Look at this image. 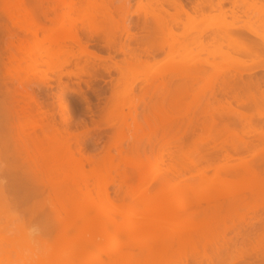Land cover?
<instances>
[{"label": "bare ground", "instance_id": "bare-ground-1", "mask_svg": "<svg viewBox=\"0 0 264 264\" xmlns=\"http://www.w3.org/2000/svg\"><path fill=\"white\" fill-rule=\"evenodd\" d=\"M142 1L146 2L150 11L146 6H141L144 16L142 28L145 33L141 32L152 38L160 31L167 41L176 22L190 21L195 15L203 16L205 10L217 12L223 17L226 14L225 3L230 0H194L188 7L181 0H139V4H142ZM54 3L55 17L48 27L38 22L35 0H10L8 4H4L5 7L0 8L6 21L24 36L15 43H8L7 50L10 52L7 51L5 73L18 84L14 88V98L17 97L15 100L21 103V108L18 109L20 111L17 110L19 113L16 111L14 114L17 121L15 136L27 150L30 147L26 141L29 134L27 132L42 128L46 119L44 114L33 111L32 96L24 87L28 75L35 73L45 79L47 71L60 72L68 59L75 56L70 51L72 47H77L80 56L89 53L87 45L82 41L86 32L90 36L97 33L109 36L118 29L119 33L128 36L130 29L126 16L121 25L112 24L114 11L116 14L122 9L125 13L127 7L114 9L112 6V12L110 5L105 4L103 0H55ZM4 5L0 3V6ZM169 11H172V14ZM229 11L233 16L236 15L234 3ZM242 14L248 17L251 11L246 8ZM97 18L102 19L104 25L97 21ZM78 25L84 30L81 31L82 35L77 30ZM205 35L204 31H200L192 39L200 51L207 49L205 41L208 40L213 47L224 46L229 52L248 58L254 63V67L249 70H234L230 76L223 77L225 72L222 69L212 76H206L204 68L174 65L156 72L162 65L156 66L145 75L146 90H150V94L146 96L153 95L161 88L163 100L139 122L136 114L137 102L132 97V88L124 84L122 92L118 93L121 98L118 94L116 96L122 100L120 106L127 107L128 112L125 114L117 111L118 121L122 123L123 128L128 129L126 119L131 118L134 132L139 131L141 135H146L142 132L144 127L147 131V127L153 125L149 134L154 135L156 141V132L159 131L160 138H164L165 142L175 139L177 143L181 141V145H209V142L216 145L220 141L223 145L229 144L232 149L229 151L233 153L223 150L225 153L222 157L220 155L223 163L219 165H214V157L206 159L208 167L212 170L209 176L210 169L201 168L203 155L183 152L177 157L178 160L175 158L177 161L174 164L171 161L167 174L158 180L159 189L155 195L148 196L146 192L137 194L136 190L123 193L115 199L121 203V207L117 211H110L106 203L111 207L114 203L108 196L109 185H125L135 179L140 187L150 181L144 171V159L142 161L137 155L134 157L131 154L122 156L121 164L130 166L134 174H123L118 177L120 179H115L110 176L109 170L119 166L114 167L112 159L89 162L81 155L75 159L68 151L69 143H59L58 135L53 133V136L48 137V140H51L49 148L40 151L38 146L39 151H35L33 156H28V162L33 164L36 173L43 176L42 182L51 192L50 203L60 225L56 242L63 241L67 252L65 256L63 253L53 252L40 258L38 264H76L75 259L87 245L86 237L95 233L97 240L105 244L102 249H99V244H91L93 249L107 259L102 264H186L189 259L195 257L206 264H213V260L217 259L222 251L228 254L229 244L224 241L225 233L234 229L236 221L240 222L247 216L245 213L256 214L264 208V176L260 173V163L264 164V130L254 124L255 121L264 119V92H260L263 93L261 95L256 93L260 82L256 80L243 84L232 100L224 101L226 106L222 103L202 102L206 92L212 91L217 82L220 81V86L226 89L230 81H242L243 74L264 71V36L259 35L247 24L239 29L233 25L221 24L212 34ZM143 36L145 35L140 37ZM149 36L145 38H150ZM166 41L161 43L160 47H163ZM189 43L190 40L184 39L183 47L188 48ZM171 52H177V48L168 44L167 53ZM89 54L94 58H101L94 53ZM206 67L210 66L206 64ZM175 74L179 75L183 82L170 92L171 79ZM198 80H202V85L192 92V84ZM145 91L143 95L147 94ZM143 95L142 98L146 97ZM62 104L61 101L60 107L63 108ZM224 110L227 112H223ZM108 113V119H113V115L117 116L112 111ZM236 124L242 127L240 135L232 129ZM121 126L116 136L120 139L124 134ZM181 128L182 132L179 131ZM196 129L200 131L197 139L187 135L188 130L193 132ZM251 132L259 143L255 150L250 149L242 137L243 134L248 135ZM119 138L112 141L111 145L118 144ZM29 152L31 155L32 150ZM162 153H159L160 162H164ZM87 163L88 175L84 170ZM189 170L196 172V179L179 182L178 179ZM172 182L177 184L170 190L168 188ZM95 200L102 204L100 208L93 206ZM202 205L211 207L204 208ZM241 209L244 214L239 213ZM116 216L120 218L119 221ZM211 225L216 231L213 237L209 235ZM263 240L264 236L258 239L257 248ZM219 241L221 244L218 245ZM260 248L262 249V246ZM93 262L92 258L86 259L84 264H94Z\"/></svg>", "mask_w": 264, "mask_h": 264}, {"label": "rangeland", "instance_id": "rangeland-1", "mask_svg": "<svg viewBox=\"0 0 264 264\" xmlns=\"http://www.w3.org/2000/svg\"><path fill=\"white\" fill-rule=\"evenodd\" d=\"M54 1L35 0L38 22L45 27H48L55 17ZM169 1L171 2L172 0ZM181 1L188 7L193 4L192 1L194 0ZM9 2L10 0H0L2 5ZM103 2L108 4V6L110 5L111 10L112 6L113 8H128L125 13L120 9L116 14H114L116 11L112 14L115 8L110 12L114 26L121 25L123 18L126 16L130 25L128 36L119 33L118 29L114 30L112 34L110 33L109 36L102 33L90 36L86 32L82 36L83 43L87 45L89 53H94L96 56L101 57L100 59L90 56L89 53L80 56L77 47H72L70 51L75 56L68 59L66 66L60 72L51 73L47 71L45 79L35 73L28 75V81L24 87L32 96L33 111H38V113L46 116L42 128L27 132L29 134L26 141L28 146H30L28 150L17 141L15 136V124H17L15 122L17 121H15L16 117H14V114H16L19 107L21 108V103L15 100L17 97L14 98V88L18 84L16 85L15 80L5 73L9 44L15 43L20 38L23 39L24 36L6 21L2 11H0V175H5L8 179L6 189L0 191V200H3L8 206L17 208L22 213L21 234L34 221H39L42 226V235L39 242L40 248L43 249V252H39L37 249L31 248V245H28L26 241L21 240L16 244L8 239L0 238V264H19L22 259H28L31 264H38L40 258L53 252L66 255V244L63 241L56 242L60 233V225L50 203L51 192L43 184V176L36 173L34 167H32L33 164L28 162V156H33L36 154L35 151H39L38 146H40V151L42 149L45 151V149L49 148L51 140L49 141L48 137L50 135L53 136V133L58 135V139H60L58 142L67 141L69 143L67 145L69 147L68 151L75 156V159L80 155L89 162L102 161L106 158L112 159L113 166H119L117 169L109 170L110 176L115 179L122 177L121 175L123 174L125 176L134 174L130 166L121 164L120 158L122 156L132 155L136 157L137 155L138 159H142V161L144 159V171L150 181L140 187L137 186L135 179L125 185L119 183L109 185L107 188L108 196L114 203L112 207L106 203L110 211H117L121 207V203L115 201V199L116 196L123 193L136 190L137 194L146 192L148 196L155 195L159 189L158 180L167 174V168L171 165V161L174 164L178 160L177 157L183 152L203 155L204 161L201 162V168L208 170L210 168L208 167V162L205 161L206 159L214 157V165H219L223 163L220 158L225 151L228 150L229 153H233L229 151L232 150L229 144L223 145L220 141L216 145H213L212 142V144L209 142V145H181V141L177 143L173 139L170 142L166 140L167 144L164 138H160L161 132L159 131L156 132V141L155 136L149 134L151 132L150 128L154 127L153 125H151L153 127H147V131L144 127L145 131L143 129L142 132L146 133V135H141L138 130H136L138 131L137 133L134 132L132 119H129V117L126 119L129 128H123L121 126L122 123L118 121L119 114H117V111H122L126 114L128 109L120 106L122 100L118 93L122 92L124 84L128 88H132V97L137 102V121L142 122L143 116L152 111L164 98L161 88L154 93L155 95L151 94L152 98L151 96H146L150 90L148 89L149 87L147 88L149 91L146 90L145 75L156 66L162 65L156 72L171 68L174 65L204 68L206 69V76H212L217 70L222 69L225 72L223 77L230 76L234 73V70L252 69L254 63L248 58L231 53L224 46L213 47L208 40L205 41L207 49L200 51L196 48L192 39L200 31H204L205 36L212 34L221 24L233 25L238 29L247 24L259 35L264 36V0H230L225 3L226 14L223 17L217 12L205 10L203 16L195 15L190 21H178L173 25V32L169 38L167 37V41L160 31L152 38L148 34H143L145 33L142 28L144 16L141 6H146L147 10L150 11L145 1H142V4H139V0H103ZM232 3L236 5V15L234 16L229 11V9H232ZM1 7H5V5ZM246 8L251 11L248 17L242 14ZM169 12L172 14V11ZM97 21L102 22L104 25L102 19L97 18ZM164 26L166 28V23H164ZM77 28L80 32L83 30V28L82 30L79 28V25ZM191 29L193 30L190 31ZM141 31L144 32L142 33ZM141 35L145 36L141 38ZM146 35L151 39L145 38L148 37ZM184 39L190 40L188 48L183 47ZM165 41L166 44L160 47V44L165 43ZM7 44L8 48L6 47ZM168 44L176 47L177 52L167 53ZM64 50L67 51L68 49ZM206 64L210 67H206ZM181 80L182 78L179 75H173L170 92L174 91L183 82ZM256 80L260 82V87L255 92L260 94V92H264V71L243 74L242 81H230L226 89L220 86L221 83L219 81L214 84L212 91L206 92L202 102L203 104L222 103L225 105L224 101L232 100L240 92L243 84ZM201 85L202 80L193 83L192 92L197 91ZM145 90L147 94L144 93V95L147 98L143 95ZM142 95L144 98H142ZM61 101L64 104H62L63 108L60 107ZM18 111L17 113H19ZM110 111L117 114V116L113 115L112 117L111 114L110 116L113 119H110L109 115L108 119L106 115L107 112L110 114ZM223 112L227 111L224 110ZM254 124L257 125V128L264 130V119L257 120ZM237 125L232 129L240 135L242 127ZM120 126L124 133L121 139L116 137ZM179 131L182 132L183 129L181 128ZM199 133L200 131L197 129L193 132L187 131V135L194 139L199 137ZM148 134L149 136H147ZM242 137L250 149H257V144L259 143L252 132L248 135L243 134ZM116 138L120 140H118V144L111 145ZM158 139L162 142L160 143ZM247 144L246 146H248ZM34 147L36 148L34 149ZM31 150L32 154L30 155L31 152L29 151ZM160 151L163 152L164 162L159 160ZM25 152L29 153L26 154ZM247 155L245 154V156ZM88 165V163L84 165L86 175H88ZM260 166V173L264 176V164L260 163ZM113 170H116V172ZM208 173L211 176L212 170L210 169ZM196 175V172L189 170L178 181L196 179ZM171 184L168 188L170 190L177 183L172 182ZM92 195L94 196V193ZM101 205L98 200L93 203L96 208H100ZM202 206L204 207V205ZM205 207L210 208L211 206ZM195 212H198V210H195ZM239 213L244 214V210L241 209ZM246 214L244 221H236L237 225L235 224V228L225 233L224 241H228L229 244L228 254L222 251L219 257L213 260V264H264V240L257 248L258 239L264 236V208L256 212V214ZM116 219L119 221L120 218L116 216ZM5 228L6 220L0 218V235H3ZM215 233L214 226L211 225L209 235L213 237ZM96 234L86 237L88 240L87 245H85L82 254L75 259L76 264H84L86 259L91 258L94 264L105 263L107 259L91 246V244H99V249L105 247L103 241L97 240ZM219 244H221V241H219ZM24 246L31 249L35 255L27 258L23 257L19 249ZM260 246H262V249ZM110 253L108 252V254ZM200 262H202L201 264H206L198 257L189 259L186 264H200Z\"/></svg>", "mask_w": 264, "mask_h": 264}, {"label": "clouds", "instance_id": "clouds-1", "mask_svg": "<svg viewBox=\"0 0 264 264\" xmlns=\"http://www.w3.org/2000/svg\"><path fill=\"white\" fill-rule=\"evenodd\" d=\"M7 184V177L5 175H0V191L5 190ZM0 218L6 220V228L3 235H0V238L8 239L16 244L18 241L23 240L26 241L28 245H31V248L43 252L39 242L42 235V226L38 220L34 221L23 231V234H21L20 224L23 221L22 213L17 208L6 205L3 200H0ZM19 251L25 258L35 255L27 246L20 247ZM19 264H31V262L28 259H22Z\"/></svg>", "mask_w": 264, "mask_h": 264}]
</instances>
